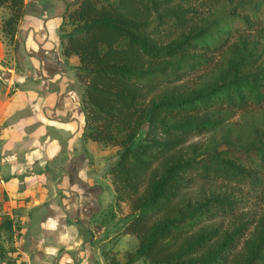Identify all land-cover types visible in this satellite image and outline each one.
Returning <instances> with one entry per match:
<instances>
[{
    "label": "trees",
    "instance_id": "obj_1",
    "mask_svg": "<svg viewBox=\"0 0 264 264\" xmlns=\"http://www.w3.org/2000/svg\"><path fill=\"white\" fill-rule=\"evenodd\" d=\"M220 1L67 4L60 40L62 53L79 58L81 135L120 148L106 172L113 203L127 200L132 209L123 230L138 238L124 261L110 256L109 264H264V140L183 153L188 137L219 126L227 111L264 106L258 1L229 0L217 13ZM0 6L9 9L1 26L12 39L24 0ZM220 52L210 79L179 83ZM196 178L219 187L193 199ZM18 228L16 216L0 209V255L1 241L15 251Z\"/></svg>",
    "mask_w": 264,
    "mask_h": 264
},
{
    "label": "crops",
    "instance_id": "obj_2",
    "mask_svg": "<svg viewBox=\"0 0 264 264\" xmlns=\"http://www.w3.org/2000/svg\"><path fill=\"white\" fill-rule=\"evenodd\" d=\"M69 1L24 0L13 38L0 30V209L18 221L21 264H108L114 235L93 227L117 208L81 135L79 58L60 40Z\"/></svg>",
    "mask_w": 264,
    "mask_h": 264
},
{
    "label": "rangeland",
    "instance_id": "obj_3",
    "mask_svg": "<svg viewBox=\"0 0 264 264\" xmlns=\"http://www.w3.org/2000/svg\"><path fill=\"white\" fill-rule=\"evenodd\" d=\"M252 1L253 0H250V2ZM257 1L259 6V17L263 19L264 25V0ZM229 4V0H221L214 9L217 13H220L223 9L228 8ZM247 11H249L250 15L253 14L252 10L249 9ZM8 13L9 9L7 7L0 8V30L2 28L1 25L3 18L7 16ZM260 29L262 30L261 32L264 33V26L260 27ZM261 41L262 43H264V34L261 36ZM214 55L215 58L218 59L215 61V63H213L209 67H202L190 74H187L179 83H182L185 86L193 87L194 85L200 84L203 81H207L208 79H210L213 74V69L216 68L220 64L223 57H225L224 52L215 53ZM227 113L228 116L226 117L225 121L219 126L199 134H193L191 137H188L187 144L183 147V153L187 154L191 151L193 154L196 153L198 155H201L226 142L232 144L233 146L240 147L246 143L261 141V139L264 140V106L258 108L237 109L227 111ZM143 130L144 126L139 133V138L142 136ZM87 143V148L90 151H95V155L92 159H95V164L99 167V171H101L102 173L101 183L110 187V190L112 187L113 191L114 189L111 178H109L107 175L105 178L104 174L111 161L116 159L120 148L115 145L101 146L98 144V141L96 142L90 138L87 139ZM98 145L100 148L98 147ZM103 151H105L106 153H104ZM110 159L112 160L110 161ZM218 187L219 183L216 181H207L196 178L193 181V185L190 187L188 194L193 196V199H195L196 197L204 193H209L211 190L217 189ZM231 189L235 190L237 188L235 186H231ZM129 204L130 203L127 200H123L119 204H114L117 208V211H111L112 215H109L110 211L107 210L102 212L103 215L95 218L93 224L95 233H97L102 228H104L103 231L114 233L111 238L112 244H107L106 242L102 241L104 244L100 247L101 253L103 250H108L107 255H104L102 253V256L105 259L106 263H108L110 256L119 257V260L124 261L127 257V253L133 251L137 245L138 238L134 234H130V236H127L126 238L121 237L122 234L127 233L123 229L130 215L132 214V209ZM247 211H250V209ZM224 222L228 223L229 220L227 219ZM108 232H106V234H108ZM98 239H100V236ZM115 243L116 249H112ZM1 244L4 245L2 246V250L4 251L5 256L0 255V264H21L19 263L20 260L18 257V253L16 252L17 245L15 244V242L13 241L12 244L13 246H16L15 251L11 250L10 242L1 241ZM6 256H9L10 258H8V260L4 259L3 257ZM131 264L151 263L140 258L135 260Z\"/></svg>",
    "mask_w": 264,
    "mask_h": 264
}]
</instances>
